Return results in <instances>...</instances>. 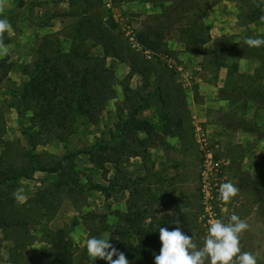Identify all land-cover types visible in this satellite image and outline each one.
<instances>
[{
  "label": "rangeland",
  "instance_id": "374dc122",
  "mask_svg": "<svg viewBox=\"0 0 264 264\" xmlns=\"http://www.w3.org/2000/svg\"><path fill=\"white\" fill-rule=\"evenodd\" d=\"M89 1L101 3L96 12L106 15L105 25L129 48L125 63L114 57L105 59L115 72L116 98L108 103L99 123L81 118L66 145L44 138L37 147L39 154L57 158L66 149L82 152L76 164L86 192L76 203L67 195L59 197L55 217L30 226L27 245H17L0 232V264L36 259L46 249L52 250L57 262L93 264L87 255L89 231L84 221L100 215L107 231L97 238L111 239L116 229L126 225L122 218L130 205H137L147 216L140 223L148 232L135 231L129 243H152V264L162 247L159 228L171 231L180 227L193 236L199 250L209 221L227 223L232 214L249 225L240 234V254L250 252L257 264H264V45L249 48L244 44L245 37L264 38V4L258 7L259 0ZM71 12L69 0H4L0 19L7 18L11 30L3 36L10 51L0 57L7 70V78L0 83V102L4 104L0 157L8 143L27 145L19 124L21 100L16 87L27 80L25 69L31 67L43 38L71 30L77 21L68 15ZM148 29L163 38L164 47L156 56L136 41V36ZM208 36L203 44L200 40ZM142 59L151 64L149 70L154 73L146 89L139 75L134 74L131 80L134 90L142 92L141 100L148 102L138 118L155 117L160 127L149 136L143 132L135 136L142 140L141 156L124 154L117 170L112 163L98 168L87 153L96 142L109 140L125 122L126 117H120L118 111L124 101L120 83L132 75L131 62ZM131 112L126 110V114ZM57 180L55 175L40 172L19 187L24 188L27 200L34 199ZM229 181L239 192L225 204L218 199L219 187ZM114 182L130 188H112ZM130 255H126L129 264H136Z\"/></svg>",
  "mask_w": 264,
  "mask_h": 264
},
{
  "label": "trees",
  "instance_id": "16d2710c",
  "mask_svg": "<svg viewBox=\"0 0 264 264\" xmlns=\"http://www.w3.org/2000/svg\"><path fill=\"white\" fill-rule=\"evenodd\" d=\"M69 2L73 12L68 15L77 21L62 36L58 33L57 36L43 38L31 67L25 69L27 80L16 87L21 100L19 124L27 145L23 147L17 143L13 147L8 143L4 145L5 152L0 157V232L17 245L18 242L28 244L26 239L31 233V225L42 218L46 221L55 217L59 197L61 199L63 195H67L76 203L78 197L81 198L86 192L76 164V159L82 152L66 149V153L57 158L39 154L37 147L44 138H54L66 145L76 134L77 123L81 118H86L93 124L99 123L108 103L117 95L115 72L106 64L105 59L114 57L122 63L128 61L125 56L129 48L119 34L105 25L106 15L96 12L101 3L89 0L82 3L80 0ZM192 35L197 37L193 29ZM209 39L208 36L200 41L205 44ZM162 40V36L152 29L142 30L136 36L138 44L155 56L164 47ZM2 65L0 64V72H3L0 83L7 78V70ZM150 65L143 59L133 60L130 66L132 75H128L120 83L124 101L118 105V111L120 117H126V120L118 125V132L111 134L109 140L96 142L87 153L91 155L92 164L98 168L112 163L117 170L124 154L130 157L141 156L139 147H142V143L139 141L142 140L135 136L141 132L149 136L160 127L159 120L155 117L151 120L138 118L148 102H143L142 92H136L131 86L133 75L137 74L143 79L142 88L150 87L153 72L149 70ZM156 91L163 93L160 88ZM2 106L4 104L0 102V122L4 117ZM129 108L133 112L126 114ZM136 144H139L138 149ZM40 172L57 176V182L39 192L36 198L28 199L24 204L17 203L12 193L23 180L32 179ZM117 187L125 190L130 188L128 184L114 182L112 188ZM129 209V213L122 218L126 225L122 229H116L109 242L125 256L130 253L129 258L136 264H152L153 254H149L152 243L141 241L137 246L129 243L135 237V231L141 229L144 233L148 232L140 223L146 221L147 216L142 215L143 212L138 210L137 205H130ZM84 223L89 231L88 239L107 231L106 222L100 215L94 214ZM19 261L16 260L15 263L75 264V261L57 262L50 249L44 250L36 259L26 257ZM96 264L107 262L99 259Z\"/></svg>",
  "mask_w": 264,
  "mask_h": 264
},
{
  "label": "clouds",
  "instance_id": "9594fccd",
  "mask_svg": "<svg viewBox=\"0 0 264 264\" xmlns=\"http://www.w3.org/2000/svg\"><path fill=\"white\" fill-rule=\"evenodd\" d=\"M264 4V0H259L257 6ZM4 10V0H0V13ZM264 20V16L261 17ZM11 30V24L7 18L0 19V57L7 56L10 46L4 43V33ZM244 44L249 48H259L264 45V38L245 37ZM24 188L18 187L12 196L19 204H24L27 197L24 195ZM239 188L232 182L222 183L219 187L218 199L227 204L237 196ZM187 212L188 209H181ZM178 223V222H177ZM208 234L204 241V246L197 249L193 243V236L185 234L180 227H175L169 231L166 227L159 228V239L162 247L160 254L155 255V264H205L206 260L210 264H257L256 257L250 252L241 253L240 234L249 228V225L240 219L236 214L228 218L227 223L221 220H211ZM77 239L75 233L72 234ZM110 238L91 237L86 241L87 255L90 260L97 258L105 260L107 264H129L123 252H120L110 242ZM239 254V255H238ZM116 259H113V257ZM235 258V259H234Z\"/></svg>",
  "mask_w": 264,
  "mask_h": 264
},
{
  "label": "crops",
  "instance_id": "0c3cea01",
  "mask_svg": "<svg viewBox=\"0 0 264 264\" xmlns=\"http://www.w3.org/2000/svg\"><path fill=\"white\" fill-rule=\"evenodd\" d=\"M255 214H257V213H255ZM253 217V216H252ZM258 220H260V219H258ZM262 220H260V222H261Z\"/></svg>",
  "mask_w": 264,
  "mask_h": 264
},
{
  "label": "built area",
  "instance_id": "2783aa9c",
  "mask_svg": "<svg viewBox=\"0 0 264 264\" xmlns=\"http://www.w3.org/2000/svg\"><path fill=\"white\" fill-rule=\"evenodd\" d=\"M210 222V221H209Z\"/></svg>",
  "mask_w": 264,
  "mask_h": 264
}]
</instances>
